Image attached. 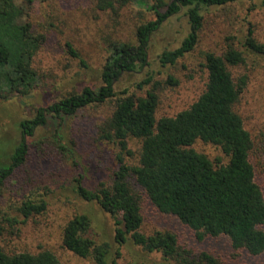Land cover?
Returning <instances> with one entry per match:
<instances>
[{
	"label": "trees",
	"instance_id": "trees-1",
	"mask_svg": "<svg viewBox=\"0 0 264 264\" xmlns=\"http://www.w3.org/2000/svg\"><path fill=\"white\" fill-rule=\"evenodd\" d=\"M36 1L39 0H0L1 99L25 95L39 83L32 61L44 42V35L28 19ZM235 1L95 0V7L102 11L136 4L150 11L151 18L134 26L131 40L107 39L99 87L85 86L50 105L37 107L31 118L20 121V140L7 155V163L0 164V196L4 180L26 160L25 136L45 125L49 115L70 116L89 105L111 101V113L98 126V138L115 143L119 149L112 183L89 189L79 177L75 179L74 191L82 200L95 201L113 218L117 247L111 254L107 242L98 243L90 238L89 217L75 213L61 229V244L65 249L80 258L91 259L94 264H118L120 248L131 243L145 252L158 253L161 260L156 264H216L207 249L194 252L181 247L171 231L144 234L141 208L145 198L156 210L174 216L193 231L197 241L223 236L234 250L252 256L264 252V195L250 161L252 139L235 109L245 81L243 77L236 81L230 70L244 62V52L231 45L221 55L206 52L202 64L206 71L204 89L187 108L173 116L156 117L158 95L154 88L144 89L151 76L137 82L134 92L128 88L115 91V83L122 75L148 65L150 37L167 18L182 12L187 18L188 33L177 47L158 55L161 66L174 65L194 49L204 10ZM260 1L264 6V0ZM242 46L264 61V45L255 40L252 30H247ZM67 48L72 57L79 58L71 45ZM166 83L175 85L177 81L168 75ZM131 138L140 142L135 164L124 161V155H134L128 148ZM197 140L218 147L222 157L212 160L196 151L191 146ZM45 209L43 200L21 201L16 207L20 218L6 212L0 214V236L15 232L16 223H24ZM0 264L61 262L46 249L9 253L0 247Z\"/></svg>",
	"mask_w": 264,
	"mask_h": 264
},
{
	"label": "rangeland",
	"instance_id": "rangeland-1",
	"mask_svg": "<svg viewBox=\"0 0 264 264\" xmlns=\"http://www.w3.org/2000/svg\"><path fill=\"white\" fill-rule=\"evenodd\" d=\"M202 16L194 49L174 65L161 66L158 55L177 47L188 33L187 18L182 12L167 18L150 37L148 65L122 75L115 83V91L128 88L134 92L137 82L151 76V82L144 89L154 88L158 95L156 117L173 116L187 108L204 89L206 71L202 64L206 52L221 55L227 45L244 52V62L230 67L236 81L241 77L245 81L235 109L252 139L250 161L264 195V61L242 46L248 29L264 45V6L260 0H237L222 7H210ZM150 18V11L136 4L102 11L95 7V0L36 1L28 19L44 35V42L32 61L39 83L25 95L0 98V164L7 163V155L20 140V121L31 118L37 107L50 105L85 86L99 87L107 39L131 40L134 26ZM68 44L79 58L71 56ZM168 75L177 81L175 85L166 83ZM111 109L112 102L107 101L84 107L70 116L49 115L45 125L31 136H25L28 154L25 162L1 186L0 214L6 212L18 217L16 207L25 199L43 200L46 209L24 223H16L15 232H4L0 236L3 250L35 253L46 249L61 264H94L61 244L63 225L73 214L83 213L90 219L87 235L98 243L107 242L111 254L114 252L117 245L113 218L95 201L82 200L74 191L75 179L79 177L89 189L112 183L119 149L115 143L98 138V126ZM60 146L64 149H59ZM191 147L212 160L222 157L219 148L210 143L197 140ZM128 148L134 155H124V161L137 163L140 142L131 138ZM141 214L144 234L171 231L181 247L194 252L207 249L216 264H264V252L252 256L243 250H234L223 236L197 241L193 231L174 216L156 210L145 198ZM120 253L118 264H156L161 260L158 253L145 252L131 243H125Z\"/></svg>",
	"mask_w": 264,
	"mask_h": 264
}]
</instances>
